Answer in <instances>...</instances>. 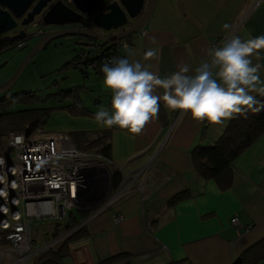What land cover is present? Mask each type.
I'll return each instance as SVG.
<instances>
[{
  "label": "crops",
  "instance_id": "crops-1",
  "mask_svg": "<svg viewBox=\"0 0 264 264\" xmlns=\"http://www.w3.org/2000/svg\"><path fill=\"white\" fill-rule=\"evenodd\" d=\"M226 23L231 26L227 30ZM227 36L245 41L264 36V0H157L149 22L132 37L122 57L138 60L164 78L182 64L194 70L202 61L210 62L209 51L223 47ZM148 50L157 55L145 60ZM252 60L262 66L259 75L264 81V49ZM88 69L80 84L85 86L83 105L94 112L112 111L111 90L96 69ZM85 92H89L86 99ZM156 94L162 95L163 89ZM51 114L54 121L66 119L60 126L67 133L109 131L112 161L130 172L143 170L138 180L142 190L129 192L96 217H80V222L86 220L84 233L69 249L75 264H96L122 255L127 257L110 264H232L264 238V134L237 158L227 185L199 176L192 150L214 144L229 120L220 125L199 122L161 102L159 118L134 135L117 126L103 127L95 116L62 108ZM182 192L189 196L169 203ZM116 214L123 219L117 222ZM235 217L239 225L232 222ZM36 260L31 264H39ZM257 264H264V257Z\"/></svg>",
  "mask_w": 264,
  "mask_h": 264
},
{
  "label": "built area",
  "instance_id": "built-area-1",
  "mask_svg": "<svg viewBox=\"0 0 264 264\" xmlns=\"http://www.w3.org/2000/svg\"><path fill=\"white\" fill-rule=\"evenodd\" d=\"M129 45L123 39L117 46ZM113 57L121 56H107L104 62ZM113 168L123 173L118 186ZM142 172L79 149L69 133H9L7 148L0 151V264H31L84 225L86 220L72 224L75 209L89 211L86 219L98 216L129 192L142 190ZM122 219L115 215L117 222ZM232 222L239 225L237 217Z\"/></svg>",
  "mask_w": 264,
  "mask_h": 264
},
{
  "label": "clouds",
  "instance_id": "clouds-1",
  "mask_svg": "<svg viewBox=\"0 0 264 264\" xmlns=\"http://www.w3.org/2000/svg\"><path fill=\"white\" fill-rule=\"evenodd\" d=\"M230 27L223 25L225 30ZM261 49L264 36L246 41L232 36L223 47L209 51L210 62L204 60L194 70L182 64L164 78L138 60L113 57L101 67L104 85L112 92V111L101 109L95 113V120L103 127L117 126L139 135L159 118L163 102L170 110L190 113L196 121L220 125L257 103L251 92L264 93V87H257L264 84L259 75L262 66L252 60ZM156 55V51L148 50L144 59ZM159 89H163L162 95L156 94Z\"/></svg>",
  "mask_w": 264,
  "mask_h": 264
},
{
  "label": "trees",
  "instance_id": "trees-1",
  "mask_svg": "<svg viewBox=\"0 0 264 264\" xmlns=\"http://www.w3.org/2000/svg\"><path fill=\"white\" fill-rule=\"evenodd\" d=\"M133 36L134 35L125 40L131 42ZM121 42H123V40L106 44L101 42V44H99L101 48L96 49V55L93 51H89L83 58L79 55H75L70 62L61 69L74 68L80 70L84 76H87L90 64L96 63V66L93 68L96 69L95 71L98 74L104 76L101 71V67L105 63L104 59L113 54H118L122 57L123 48H118L117 46ZM3 46L4 43L0 41V50ZM108 47L110 48L107 49ZM95 56H98V58L90 60ZM56 83L57 82L54 84ZM83 91H85L84 85H76L67 89L58 88L57 91L44 96L38 94L36 91H23L12 94L6 92L0 95V151L7 148L6 136L11 132L43 130L42 125L45 116L50 111L56 110L57 108L67 109L75 115L95 116L96 112L83 105ZM52 97H56L60 104L64 103L66 100L70 102L60 106L33 105L36 103L46 104ZM254 97L257 103L252 108H246L242 113L236 114L232 119H229L223 134L214 144L197 145L192 150L195 169L203 179H215L229 185L237 158L264 134V93L259 92ZM19 104L27 106L15 109ZM69 134L79 149L87 152L100 153L107 158H112L111 135L109 131L80 130L71 131ZM113 177L116 186L123 182V173L118 168H113ZM188 196V192L179 193L175 195L169 203L174 204ZM79 212L81 215H88L90 213L87 210H81ZM79 220L80 216L73 212L71 219L72 224L79 223ZM69 226L70 225H66L65 229L70 228ZM84 230L85 227L82 226L62 241L57 247L44 252L36 261L39 264H63L62 255L69 254L70 244L80 239ZM125 257L127 256L122 255L113 257L107 260H101L96 264H110L116 259ZM263 257L264 238L243 252L232 264H257Z\"/></svg>",
  "mask_w": 264,
  "mask_h": 264
},
{
  "label": "water",
  "instance_id": "water-1",
  "mask_svg": "<svg viewBox=\"0 0 264 264\" xmlns=\"http://www.w3.org/2000/svg\"><path fill=\"white\" fill-rule=\"evenodd\" d=\"M50 1L52 0H0V35L9 33L21 25L24 29L20 31L18 38L24 37L26 35L25 27L35 21L36 16L41 14ZM105 1L99 4V0H71V3L75 5V8H72L65 1L58 0L44 16V24L62 26L79 24L83 21L84 15L90 16L99 6L105 5V10L94 17L93 24L104 32L120 30L119 33L115 35L101 34L85 28H66L46 32L26 56L14 75L7 81L0 83V93L7 92L21 76L36 53L46 48L51 41L57 38L81 35L98 39L106 44L126 39L141 32L149 22L157 0H149L148 6L146 5L147 0H113L110 3H108L110 0ZM144 9V16L139 19ZM20 19H22L21 22ZM135 19L138 21L127 29L129 22ZM97 58L98 56H95L90 60ZM62 262L63 264H75L73 257L69 254L62 255Z\"/></svg>",
  "mask_w": 264,
  "mask_h": 264
},
{
  "label": "rangeland",
  "instance_id": "rangeland-1",
  "mask_svg": "<svg viewBox=\"0 0 264 264\" xmlns=\"http://www.w3.org/2000/svg\"><path fill=\"white\" fill-rule=\"evenodd\" d=\"M105 10V5L100 6L97 12ZM145 12V9L143 13ZM33 25H29L25 28L27 41L24 46L15 45L0 52V83L10 79L14 73L19 69L20 65L30 53L33 47L36 45L41 36H33L36 31L41 30L39 27L41 23L33 22ZM2 36H0L1 38ZM76 38L71 37H60L53 40L46 48L40 50L33 57L31 62L26 66L21 76L15 82V84L7 91L10 94L19 93L23 91H36L42 96L53 93L58 90V88L67 89L72 86L80 85L86 79L83 76V73L80 70L74 68L70 69H61L64 67L70 60L77 54L76 50L78 49V44ZM57 82L56 84H54ZM6 92L0 93L3 95ZM89 92L84 93V98ZM60 102L56 97H52L49 102L46 104L36 103L34 106H50L58 105ZM24 104H19L15 109L23 108ZM55 112V110L50 111L47 115ZM54 114H51L48 122L43 120V130L30 131L33 133L46 134L50 132H63L62 123H65L66 119L63 117V122H59V118L54 121ZM58 125V126H55ZM49 127H52L49 129ZM47 130V131H46ZM8 136H6V140ZM103 204V203H102ZM74 212L79 215L81 218H88V215H81L79 210L75 209ZM80 218V219H81ZM80 221V220H79ZM45 223H50L47 219ZM53 226H51L52 228ZM46 232V230H43ZM42 232V231H41ZM36 247L38 243H35ZM42 255V254H41ZM128 263V262H125Z\"/></svg>",
  "mask_w": 264,
  "mask_h": 264
},
{
  "label": "flooded vegetation",
  "instance_id": "flooded-vegetation-1",
  "mask_svg": "<svg viewBox=\"0 0 264 264\" xmlns=\"http://www.w3.org/2000/svg\"><path fill=\"white\" fill-rule=\"evenodd\" d=\"M56 1H58V0H52V1H50L48 3V5L44 8V10L41 12V14H39L38 16H36L34 22L35 23H37V22L41 23V25L39 26L41 28V30L36 31L33 36H41L42 37V35L45 34L46 32L56 31V30H61V29H66V28H85V29H89V30L96 31V32L101 33V34L103 33V34H109V35H115L116 33H119L120 32V30H113V31H109V32H104L102 29L97 28L93 24L94 17L99 12L104 11V10H101V11L97 12L98 9H96L93 12V14L90 15V16L84 15L83 21L81 23H79V24H67V25H64V26H62V25H45L44 24V21H43V18L46 15V13L48 12V10L51 8V6ZM63 1H65L70 7L75 8V5L73 3H71V0H63ZM111 1H113V0H110L108 3H110ZM103 2H106V1L105 0H99V4L100 3H103ZM143 16H144V13H142L139 16V19L141 17H143ZM21 20L22 19H20L19 21L21 22ZM137 21H138V19L131 20L126 28L128 29L129 27H131L132 25H134ZM33 24L34 23H32L31 25H33ZM22 29H24V28L20 25L17 29H15V30H13V31H11L9 33L0 35V36H2L0 38V41H2L4 43V46L0 50V52L3 51V50H5V49H8L10 47H14L15 45L24 46L25 42L27 41L25 39V38H27V35H25L22 38H18L19 33H20V31ZM68 37L78 39L76 42H77V44L79 46H78V49L76 50V53H77L76 55L81 56V58L85 57L87 55V53H89V51H93V53L96 55L97 54L96 49H100L101 48L99 46V44H101V41L98 40V39H92V38H88V37H83L81 35L80 36H68ZM125 264H128V263H125Z\"/></svg>",
  "mask_w": 264,
  "mask_h": 264
},
{
  "label": "bare ground",
  "instance_id": "bare-ground-1",
  "mask_svg": "<svg viewBox=\"0 0 264 264\" xmlns=\"http://www.w3.org/2000/svg\"><path fill=\"white\" fill-rule=\"evenodd\" d=\"M128 264H130V263H128Z\"/></svg>",
  "mask_w": 264,
  "mask_h": 264
}]
</instances>
